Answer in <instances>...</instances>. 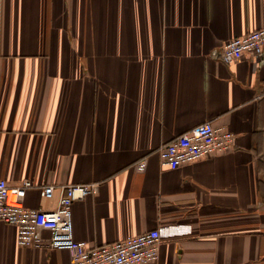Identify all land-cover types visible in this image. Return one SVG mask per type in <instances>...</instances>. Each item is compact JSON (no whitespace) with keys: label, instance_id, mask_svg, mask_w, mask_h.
I'll use <instances>...</instances> for the list:
<instances>
[{"label":"crops","instance_id":"obj_1","mask_svg":"<svg viewBox=\"0 0 264 264\" xmlns=\"http://www.w3.org/2000/svg\"><path fill=\"white\" fill-rule=\"evenodd\" d=\"M264 27V0H0V179L64 186L92 247L158 229L156 264H264V56L227 64L224 44ZM205 122L234 148L172 170L158 149ZM145 162V166L140 163ZM18 245L0 222V264H70Z\"/></svg>","mask_w":264,"mask_h":264},{"label":"built area","instance_id":"obj_2","mask_svg":"<svg viewBox=\"0 0 264 264\" xmlns=\"http://www.w3.org/2000/svg\"><path fill=\"white\" fill-rule=\"evenodd\" d=\"M264 56V27L230 40L216 52L215 57L227 64ZM236 136L212 122L198 125L157 151L161 162L175 170L184 164L194 163L203 157L226 152L234 148ZM145 166V162L140 163ZM39 189L45 199H52L55 186H36L25 180L16 187L0 179V222L13 225L18 230L20 246L38 247L43 241V231L50 233L49 247L67 250L72 254L70 264H156L159 259L161 234L158 229L138 236L98 247L78 241L74 236L73 205L96 191L93 185H70L62 188L58 206L53 211L27 208L24 199L29 190Z\"/></svg>","mask_w":264,"mask_h":264}]
</instances>
